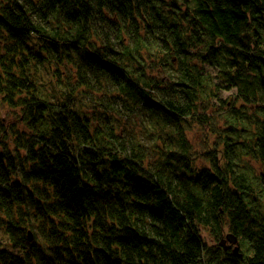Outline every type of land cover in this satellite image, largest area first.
I'll return each instance as SVG.
<instances>
[{
	"label": "trees",
	"instance_id": "1",
	"mask_svg": "<svg viewBox=\"0 0 264 264\" xmlns=\"http://www.w3.org/2000/svg\"><path fill=\"white\" fill-rule=\"evenodd\" d=\"M0 264H264V0H0Z\"/></svg>",
	"mask_w": 264,
	"mask_h": 264
},
{
	"label": "rangeland",
	"instance_id": "2",
	"mask_svg": "<svg viewBox=\"0 0 264 264\" xmlns=\"http://www.w3.org/2000/svg\"><path fill=\"white\" fill-rule=\"evenodd\" d=\"M210 71L213 72L212 68H210ZM235 92H236L235 90H231V92H229V93H222L221 94L222 100H229L230 97H232V95H235ZM215 110H219V109H215ZM210 112L211 111H209L208 113H210ZM219 113H221V112L218 111L217 114H219ZM11 118H12V116H7L6 117V122L10 121ZM219 131H221L220 128H219ZM194 133L198 136L197 138L193 137ZM208 133H209V128L208 127L207 128H202V127L195 126L194 130L192 132H190L189 134H187V137L190 138L192 141L196 140V144L194 145V147H197V148H195V150L197 152L202 151V146H203L204 143H206V142L208 144L211 143V141H209L211 138L208 135Z\"/></svg>",
	"mask_w": 264,
	"mask_h": 264
},
{
	"label": "bare ground",
	"instance_id": "3",
	"mask_svg": "<svg viewBox=\"0 0 264 264\" xmlns=\"http://www.w3.org/2000/svg\"><path fill=\"white\" fill-rule=\"evenodd\" d=\"M3 120V123H4V119H2ZM182 121H184V119H182ZM180 122V121H179ZM194 128H195V126L194 125H191L190 127H186V130H185V137H186V140H187V142H189L190 144H191V146H192V148L194 149V151L196 152V153H198L196 150H195V148H197V147H194V145L196 144V140H191L190 138H188L187 137V134H189L190 132H192L193 130H194ZM193 137L194 138H197L198 136L194 133L193 134Z\"/></svg>",
	"mask_w": 264,
	"mask_h": 264
},
{
	"label": "water",
	"instance_id": "4",
	"mask_svg": "<svg viewBox=\"0 0 264 264\" xmlns=\"http://www.w3.org/2000/svg\"><path fill=\"white\" fill-rule=\"evenodd\" d=\"M27 239H28L29 242L32 241V235H31L30 232L27 233ZM234 243L236 244V242H234ZM233 251H234V255L236 256L237 255V246H235Z\"/></svg>",
	"mask_w": 264,
	"mask_h": 264
}]
</instances>
